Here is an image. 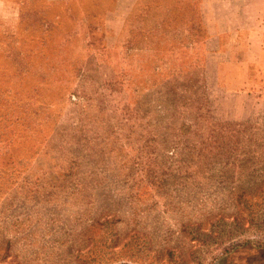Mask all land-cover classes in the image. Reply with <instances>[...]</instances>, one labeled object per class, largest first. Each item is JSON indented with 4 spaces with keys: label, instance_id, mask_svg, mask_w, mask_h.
Masks as SVG:
<instances>
[{
    "label": "rangeland",
    "instance_id": "1",
    "mask_svg": "<svg viewBox=\"0 0 264 264\" xmlns=\"http://www.w3.org/2000/svg\"><path fill=\"white\" fill-rule=\"evenodd\" d=\"M24 1L0 0V264H264V91L220 82L193 0Z\"/></svg>",
    "mask_w": 264,
    "mask_h": 264
},
{
    "label": "crops",
    "instance_id": "2",
    "mask_svg": "<svg viewBox=\"0 0 264 264\" xmlns=\"http://www.w3.org/2000/svg\"><path fill=\"white\" fill-rule=\"evenodd\" d=\"M59 1L61 0H48L47 6L57 7ZM62 1L66 8L85 9L89 0ZM105 1L107 0H90V3L100 6ZM188 1L185 0V3ZM5 2L6 6L20 11L28 6L24 0ZM142 2L143 0H111L108 6L116 8L117 17L121 18L122 7L126 11L123 14L125 16L138 9ZM192 4L199 11L201 9L200 14L198 11L196 15L201 28L200 31L195 30L198 35L194 38L215 41L218 53H229V58L216 62L220 82L225 88L259 95L261 90L264 91V0H193ZM196 24L193 20L192 28Z\"/></svg>",
    "mask_w": 264,
    "mask_h": 264
}]
</instances>
